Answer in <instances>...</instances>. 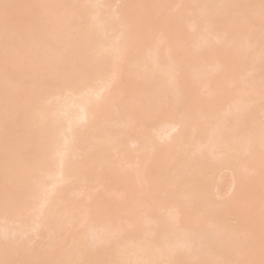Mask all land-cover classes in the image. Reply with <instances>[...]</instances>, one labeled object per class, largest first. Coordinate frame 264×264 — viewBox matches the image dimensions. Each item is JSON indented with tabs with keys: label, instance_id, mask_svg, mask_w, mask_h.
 <instances>
[{
	"label": "bare ground",
	"instance_id": "6f19581e",
	"mask_svg": "<svg viewBox=\"0 0 264 264\" xmlns=\"http://www.w3.org/2000/svg\"><path fill=\"white\" fill-rule=\"evenodd\" d=\"M0 264H264V0H0Z\"/></svg>",
	"mask_w": 264,
	"mask_h": 264
}]
</instances>
